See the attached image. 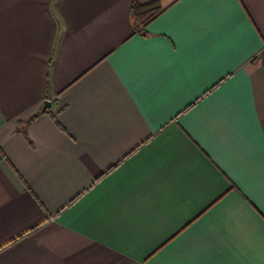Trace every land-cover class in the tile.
<instances>
[{"label":"crops","instance_id":"1","mask_svg":"<svg viewBox=\"0 0 264 264\" xmlns=\"http://www.w3.org/2000/svg\"><path fill=\"white\" fill-rule=\"evenodd\" d=\"M0 264H264V0H0Z\"/></svg>","mask_w":264,"mask_h":264},{"label":"trees","instance_id":"2","mask_svg":"<svg viewBox=\"0 0 264 264\" xmlns=\"http://www.w3.org/2000/svg\"><path fill=\"white\" fill-rule=\"evenodd\" d=\"M149 3H143V4H138L133 8V13L135 15V20L138 24L144 23L148 18H150L151 15H148L145 17L144 14H150L148 13L150 10H144V8H148ZM155 9V8H154ZM158 10V8L155 9V11Z\"/></svg>","mask_w":264,"mask_h":264},{"label":"water","instance_id":"3","mask_svg":"<svg viewBox=\"0 0 264 264\" xmlns=\"http://www.w3.org/2000/svg\"><path fill=\"white\" fill-rule=\"evenodd\" d=\"M50 102L49 101H45V103H44V106H43V110L46 108V107H48V106H50Z\"/></svg>","mask_w":264,"mask_h":264},{"label":"snow or ice","instance_id":"4","mask_svg":"<svg viewBox=\"0 0 264 264\" xmlns=\"http://www.w3.org/2000/svg\"><path fill=\"white\" fill-rule=\"evenodd\" d=\"M207 2H212V0H207Z\"/></svg>","mask_w":264,"mask_h":264}]
</instances>
